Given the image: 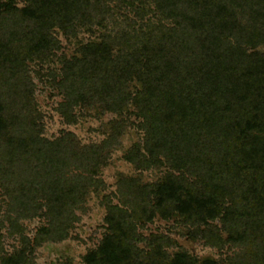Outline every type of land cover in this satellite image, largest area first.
Instances as JSON below:
<instances>
[{"label": "trees", "instance_id": "obj_1", "mask_svg": "<svg viewBox=\"0 0 264 264\" xmlns=\"http://www.w3.org/2000/svg\"><path fill=\"white\" fill-rule=\"evenodd\" d=\"M81 29L96 37L50 71L59 112L72 123L79 105L133 104L144 137L126 160L167 171L121 181L80 264H264V0H0V186L20 216L49 219L36 242L68 235L124 125L86 146L71 131L43 135L31 64L57 55V32ZM157 217L232 253H171L170 236L139 232Z\"/></svg>", "mask_w": 264, "mask_h": 264}, {"label": "rangeland", "instance_id": "obj_2", "mask_svg": "<svg viewBox=\"0 0 264 264\" xmlns=\"http://www.w3.org/2000/svg\"><path fill=\"white\" fill-rule=\"evenodd\" d=\"M61 40V48L57 55L41 66L32 63V77L36 83L35 100L42 114L43 135L55 139L64 131L75 133L80 146L100 144L113 133L115 121H122L123 128L110 148L108 160L102 165L96 179L101 182L90 187L85 201L75 208V219L68 226V235L63 239L55 237L44 238L36 242L38 231L49 224L45 216L23 217L14 209L11 197L0 186V264L5 258L25 252L24 264H80L84 256L96 248L106 233L107 205L121 203V181L134 178L142 183H150L163 176L167 169H139L134 163L126 160L125 154L136 143L143 144L144 131L139 127V119L135 115L133 104L124 107L122 114L106 110L99 106L79 105L74 109L77 120L68 123L58 107L64 100V94L57 88L50 71L61 66V55H73L82 42H88L96 37L81 29L77 36H68L57 32ZM264 51V47L260 48ZM188 228L175 220H164L160 217L139 228L143 237L163 233L174 240L169 247L171 253L177 250H187L198 257L221 258L232 253L231 249L220 250L207 245L202 239H193L188 235ZM145 241L140 242L144 246ZM22 260V259H21Z\"/></svg>", "mask_w": 264, "mask_h": 264}]
</instances>
